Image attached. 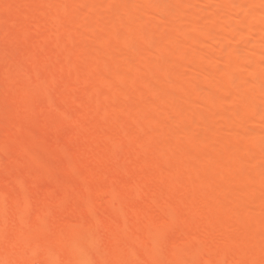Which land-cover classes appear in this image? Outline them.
Here are the masks:
<instances>
[{
    "label": "rangeland",
    "instance_id": "obj_1",
    "mask_svg": "<svg viewBox=\"0 0 264 264\" xmlns=\"http://www.w3.org/2000/svg\"><path fill=\"white\" fill-rule=\"evenodd\" d=\"M72 1L0 0V264H264V0Z\"/></svg>",
    "mask_w": 264,
    "mask_h": 264
},
{
    "label": "bare ground",
    "instance_id": "obj_2",
    "mask_svg": "<svg viewBox=\"0 0 264 264\" xmlns=\"http://www.w3.org/2000/svg\"><path fill=\"white\" fill-rule=\"evenodd\" d=\"M51 1H52V0H51ZM54 1H56V0H54ZM71 1H72V0H71ZM94 1H95V0H94ZM148 1H150V0H148ZM242 1H245V2H246V0H242ZM242 1H241V2L239 1V2H240L241 7L243 8L244 5H245V4H244L245 2L242 3ZM256 1L258 2V0H256ZM72 2H73V1H72ZM95 2H96V1H95ZM99 2H100V1H99ZM220 2H221V0H220ZM226 2H227V5H226ZM230 2H231V1H230ZM232 2H234V1H232ZM249 2H250V1H249ZM257 2H256V3H257ZM82 3H83V2H82ZM89 3H90V2H89ZM97 3H98V2H97ZM97 3H96V4H97ZM208 3H210V2H208ZM228 3H229L228 0H226V1L224 2V4H225L226 6H228L229 4H232V3H229V4H228ZM236 3L238 4V1H237ZM236 3H234V4H236ZM51 4H52V6H53V4L55 5V3H51ZM58 4H59V3H58ZM86 4H87V3H86ZM210 4H211V3H210ZM242 4H243V6H242ZM260 4H261V2H260ZM48 5H49V4H48ZM78 5H80V3H79ZM78 5H77V6H78ZM217 5H218V4H217ZM225 5H224V7H225ZM240 5H239V6H240ZM248 5H249V4H248ZM257 5H259V3H257ZM80 6H81V5H80ZM208 6H210V5H208ZM208 6H207V7H208ZM215 6H216V5H215ZM221 6H223V5H221ZM230 6H232V7H231V10H233V12L235 11V9H239V8H241V7L237 6V5L233 6V4L230 5ZM236 6L239 7V8H237ZM260 6H261V7H260ZM50 7H51V5H50ZM57 7H58V6H57ZM89 7H90V6H89ZM92 7H93V6H92ZM74 8H75V7H74ZM191 8H192V7H191ZM204 8H205V7H204ZM210 8H211V7H210ZM210 8L208 7V9H210ZM219 8H220V7H219ZM225 8H226V7H225ZM225 8H223V9H225ZM229 8H230V7H229ZM232 8H233V9H232ZM261 8H264L263 5H259V6H258V10H259V12H260L261 10H264V9H261ZM76 9H77V8H76ZM221 9H222V7H221ZM221 9H219L220 12H222ZM260 9H261V10H260ZM80 10H81V9H80ZM80 10H79V11H80ZM225 10L228 12V8L225 9ZM225 10L223 11L224 13H226ZM258 10H257V11H258ZM241 11H242V10H241ZM52 12H53V11H52ZM54 12H55V11H54ZM75 12H76V11H75ZM223 12H222V15L224 14ZM245 12H246V10H245ZM254 12H255V11H254ZM259 12H258V13H259ZM85 13H86V12H85ZM186 13H187V12H186ZM231 13H232V12L230 11V14H231ZM247 13H248V12H247ZM258 13H257V14H258ZM49 14L51 15L50 12H49ZM75 14H76V13H75ZM80 14H81V13H80ZM226 14H229V13H226ZM260 14H264V11H261ZM216 15H217V14H216ZM222 15H221V16H222ZM258 15H259V14H258ZM78 16H79V14H78ZM83 16H84V15H82V17H83ZM230 16H231V15H230ZM252 16H253V15H252ZM261 16H262V15H261ZM207 17H208V16H207ZM216 17H217V16H213V19L216 18ZM218 17H219V16H218ZM227 17H228V16H227ZM257 17H258V16H257ZM77 18H78V17H77ZM87 18H89V17H86L85 19H87ZM92 18H94V17H92ZM245 18H246V17H245ZM255 18H256V15H255ZM90 19H91V17H90ZM90 19H89V20H90ZM96 19H97V18H96ZM213 19H212V20H213ZM221 19H222V18H221ZM229 19H230V18H229ZM233 19H234V18H233ZM240 19H241V18H240ZM246 19H247V18H246ZM257 19H258V21H260V20H261V17H260V19H259V18H257ZM257 19H256V21H257ZM87 20H88V19H87ZM94 20H95V18H94ZM102 20H103V19H102ZM194 20H195V19H194ZM254 20H255V19H253L252 21L250 20L251 23L247 21V22L249 23V25H247V27L245 26V27L248 29V31H247V29H245V30L247 31V33H248L249 35H250V34L252 35L253 31L250 33V29L248 28V26H251L252 23H253V24H252V26H253V25H254ZM82 21H83V20H82ZM85 21H86V20H85ZM92 21H93V19H92ZM197 21H198V19H197ZM209 21H210V20H209ZM213 21H215V20H213ZM242 21H243V19H242ZM258 21H257V22H258ZM88 22H89V21H88ZM88 22H86V23H88ZM198 22H199V21H198ZM207 22H208V20H207ZM230 22H231V21H230ZM235 22L238 23V21H235ZM257 22H256V23H257ZM54 23H55V22H54ZM79 23H80V22H79ZM86 23H85V24H86ZM201 23H202V24H201ZM205 23H206V21H205ZM205 23L200 22L199 24H197V26L199 25L197 30L199 31V29H200V31H199V34H200V35H199V36H201L202 33H203V32H202L203 30H201V28L204 29L203 27L206 26ZM212 23H214V22H212ZM232 23H233V20H232ZM244 23H245V22H243V24H244ZM48 24H49V23H48ZM200 24H201V25H204V24H205V26L201 27ZM225 24H226V25L228 24V27L226 26L227 28L230 27L229 22H228V23L225 22ZM235 24H236V23H235ZM239 24H240V23H239ZM88 25H89V24H88ZM212 25H213V24H212ZM214 25H215V24H214ZM233 25H234V24H233ZM56 26H58V25H56ZM197 26H196V27H197ZM223 26H224V24H223ZM252 26H251V27H252ZM231 27H232V26H231ZM251 27H250V28H251ZM90 28H91V27H90ZM47 29H48V28H47ZM91 29H92V28H91ZM216 29H217V28H216ZM226 30L231 31L232 29H231V30H230V29H226ZM251 30H252V29H251ZM45 31H46V30H45ZM217 31H218V30H217ZM246 31H244V36H245V37H249V35L246 36V33H245ZM216 33H217V32H216ZM251 35H250V36H251ZM47 36L50 37L51 35L48 34ZM80 36H81V35H80ZM261 36H262V35H261ZM81 37H82V36H81ZM86 37H87V36H86ZM103 37H104V36H103ZM107 37H108V36H107ZM78 38L80 39V37H78ZM78 38H77V39H78ZM83 38H84V37H83ZM83 38H82V40H83ZM88 38H89V37H88ZM96 38H97V37H96ZM104 38H105V37H104ZM49 39H50V38H49ZM49 39H48V40H49ZM74 39H75V38H74ZM89 39H92V37H90ZM93 39H94V38H93ZM186 39H187V38H186ZM71 40H72V39H71ZM95 40H96V39H95ZM224 40H225V39H224ZM260 40H262L261 43L264 44V38L258 39L259 42H260ZM108 41H109V40H108ZM124 41H125V40H124ZM124 41H123V42H124ZM50 42H51V41H49V43H50ZM67 42H68V41H67ZM81 42H83V41H81ZM95 42H96V41H95ZM97 42H98V41H97ZM47 43H48V41H47ZM74 43H75V42H74ZM79 43H80V42H79ZM197 43H198V42H197ZM256 43H257V41H256ZM76 44H77V43H76ZM80 44H81V43H80ZM88 44H89V43H88ZM94 44H95V43H94ZM186 45H187V44H186ZM77 46H78V44H77ZM80 46H81V45H80ZM70 47H71V46H70ZM72 47H73V46H72ZM81 47H82V46H81ZM86 47H87V46H86ZM91 47H92V46H91ZM243 47H245V49H246V46H243ZM243 47H242V49H241L242 51H241V50H238V51L241 53V55L239 54V52H237V56H236V59H237V60H241V62L243 61V58H242V59H239L240 56L242 57V55H244V54L246 55V53H245V49H244ZM66 48H67V47H66ZM77 48H78V47H77ZM224 48H225V47H224ZM240 48H241V47H240ZM85 49H86V48H85ZM243 49H244V50H243ZM80 50H81V49H80ZM87 50H88V48H87ZM92 50H93V48H92ZM209 50H210V49H209ZM81 51H82V50H81ZM83 51H84V50H83ZM251 51H252V50H251ZM253 51H254V50H253ZM242 52H243L244 54H242ZM207 53L209 54V53H211V52H207ZM218 53H222V50H220V52H218ZM87 54H88V53H87ZM238 54H239V55H238ZM245 55L243 56V57H244V60L247 59V57H248V56H247V57L245 58ZM251 55H252V54H251ZM215 56H216V55H215ZM213 57H214V56H213ZM238 57H239V58H238ZM161 58H162V57H161ZM193 58H194V57H193ZM195 58H196V57H195ZM206 58H207V57H206ZM216 58H218V57H216ZM216 58L214 57V59H216ZM132 59H133V58H132ZM208 59H209V57H208ZM212 60H213V58H212ZM237 60H235V61H236L235 64H234V63L232 64V62H229V63H227V64H230V65H231V68L233 67V65H234V66H238V65H239L238 63H240V62L237 61ZM132 61H133V60H132ZM150 61H151V60H150ZM217 61H218V60H217ZM68 62H69V61H68ZM135 62H136V61H135ZM137 62H138V61H137ZM210 62H211V61H210ZM212 62H213V61H212ZM263 62H264V60H263ZM69 63H71V62H69ZM131 63H133V62H131ZM145 63H146V65H145ZM147 63H148V61H145L144 63L141 64V66L144 64L143 66H145V68H146V67L149 68L150 64L147 66ZM149 63H150V62H149ZM192 63H193V62H192ZM155 64H157V62H154L153 65H152V67L150 66V68L152 69V68L154 67ZM206 64H207V63H206ZM215 64H216V62H215ZM254 64H255V63H254ZM254 64H253V66L255 67L254 69L247 68L248 71H246V72H247L248 74H249V73H250V74H253L252 72H254V70H256V71L254 72V74H258V73L261 74V72H262V73L264 72V68H262V67H264V64H263L262 62H258V64H255V65H257V67H256ZM260 64H261L262 66H261ZM253 66H252V67H253ZM133 67H134V68H133V69H134L133 72H135V70H136L137 67H135L134 65H133ZM179 67H180V66H179ZM205 67H206V66H205ZM227 67H228V69H229L231 72L229 71V72H230V73H229L228 70H227V72H223V71L221 72L222 74L226 73V74L223 75V79H222V81H223L222 83H223V84H221V88L224 87V86L226 85L227 87H229V88H228V90H229V89H231L232 86L234 85V84H233V81H235V80H234V76H235L234 73H235V71H236V73H237V71H238V70H241V69H237L236 67H233V68L231 69V68L229 67V65H228ZM239 67H240V66H239ZM252 67H251V68H252ZM259 67H261V69H260ZM148 68H147V71L149 72L150 75H152V71H151V69H150V68L148 69ZM154 68H155V67H154ZM154 68H153V71H154ZM173 68H174V67H173ZM182 68H184V67H182ZM258 68H259L260 70H259ZM67 69H68V68H67ZM70 69H72V68H70ZM168 69H169V68H168ZM202 69H203V70L201 71L202 74L200 73L201 75H198V76H200V77H207V75L209 76V75L211 74V71H212V70L209 69V67H208V68H207V67H206V68H202ZM205 69H206L207 71H205ZM208 69H209V71H208ZM220 69H221V68H220ZM222 69H223V68H222ZM247 69H246V70H247ZM257 69H258L260 72H259ZM97 70H98V69H97ZM145 70H146V69H145ZM174 70H175V69H174ZM233 70H234V71H233ZM250 70H251V71L253 70V71L251 72ZM89 71H90V69H89ZM155 71H156V70H155ZM155 71H154V72H155ZM157 71H158V70H157ZM181 71H182V70H181ZM217 71H218V70H217ZM224 71H225V70H224ZM148 72H146V74H148ZM207 72H208V74H207ZM257 72H258V73H257ZM70 73H71V72H70ZM87 73H88V72H87ZM173 73H174V72H173ZM203 73H204V74H203ZM209 73H210V74H209ZM231 73H232V74H231ZM71 74H72V73H71ZM93 74H94V73H93ZM95 74H96V73H95ZM134 74H135V73H134ZM167 74H169V73H167ZM191 74H192V73H191ZM229 74H231V75H229ZM88 75H89V74H88ZM97 75H98V74H97ZM150 75H149L148 77H150ZM161 75H162V74H161ZM161 75H160V76H161ZM187 75H188V74H187ZM189 75H190V74H189ZM68 76H69V74H68ZM93 76H94V75H93ZM93 76H92V77H93ZM145 76H146V75H145ZM164 76H165V74H164ZM183 76H184V74H183ZM231 76H233V77H231ZM64 77H66V76H64ZM72 77H75V76L73 75ZM200 77H199V78H200ZM226 77H227V78H226ZM229 77H230V79H229ZM138 78H139V77H138ZM87 79H88V78H87ZM87 79H86V80H87ZM94 79H95V78H94ZM145 79H146V78H145ZM165 79H167V78H165ZM189 79H190V78H189ZM194 79H195V78H194ZM224 79H225V81H224ZM226 79H228V81L231 80V81H230L231 84H230V83L228 84V82H226ZM67 80H68V79H67ZM67 80H66V82H67ZM133 80H134V78H133ZM135 80H137V79H135ZM141 80H142V79H141ZM84 81H85V79H84ZM143 81H144V80H143ZM143 81H140V83H141V84H140V87H141V85L143 86L144 84H145V85L147 84L148 86H150L147 82L144 81V82H145V83H144ZM164 81H165V80H164ZM183 81H184V80H183ZM259 81H260V80H259ZM96 82H97V81H96ZM96 82H95V83H96ZM99 82H100V81H99ZM132 82H133V81H132ZM138 82H139V81H138ZM138 82H137V85H138ZM190 82H191V81H190ZM195 82H196V81H195ZM195 82H194V83H195ZM224 82L227 83V84H225ZM253 82H254V84H256V86H253L252 90H254V87H257L259 90L257 91V90H256L257 88H255V91H256V92H262V91H264V87H260V86H264V85H260V86L258 85V84H260V82L262 83V81L258 82V84H257V81H256V80L253 81ZM253 82H252V83H253ZM255 82H256V83H255ZM84 83H85V82H84ZM84 83H82V84H84ZM91 83H92V79H91ZM91 83H89V84H91ZM93 83H94V82H93ZM93 83H92V84H93ZM113 83H115V82H113ZM130 83H131V82H129V84H130ZM165 83H166V82H165ZM178 83H179V82H178ZM252 83H251V84H252ZM86 84H87V83H86ZM86 84H85V85H86ZM92 84H91V85H92ZM99 84H100V83H99ZM103 84H104V83H103ZM150 84H151V83H150ZM152 84H153V83H152ZM155 84H156V83H155ZM185 84H186V83H185ZM80 85H81V84H80ZM109 85H110V83H109ZM130 85L132 86V84H130ZM135 85H136V83L133 84V87H134V88H135ZM137 85H136V86H137ZM145 85H144V89L146 88V89L144 90V92H145V96H147V97L151 96V97H152V95H153V97H154L155 99H156V98L158 99L157 102H160V101H163V100H164L163 98H161V96L159 97V90H158L157 88H155L154 86H152V87L150 86L152 89L150 88L151 90H150V92H149V91L147 90V86H145ZM192 85H193V84H192ZM223 85H224V86H223ZM228 85H230V86H228ZM83 86H84V85H83ZM89 86H90V85H89ZM94 86H95V84H94ZM138 86H139V85H138ZM167 86H168V85H167ZM169 86H170V85H169ZM183 86H184V85H183ZM188 86H190V84H188ZM258 86H259V87H258ZM85 87L87 88V85H86ZM96 87H97V86H96ZM99 87H100V85H99ZM103 87H104V86H103ZM111 87H112V84H111ZM117 87H118V86H117ZM164 87H165V86H164ZM212 87H214V86H212ZM107 88H109V87L107 86ZM136 88H138V87H136ZM153 88H155V90H154ZM98 89H99V88H98ZM132 89H133V88H132ZM139 89H140V88H139ZM165 89H166V88H165ZM170 89H171V88H170ZM170 89H169V90H170ZM206 89H207V88H206ZM206 89H205V90H206ZM217 89H218V88H217ZM223 89L226 91L225 87H224ZM86 90H87V89H86ZM96 90H97V89H96ZM99 90H100V89H99ZM153 90H154L155 92H154ZM156 90H157V91H156ZM171 90H172V89H171ZM180 90H181V89H180ZM180 90H179V91H180ZM182 90H183V88H182ZM210 90H211V89H210ZM224 90H223V91H224ZM97 91H98V90H97ZM100 91H102V90H100ZM115 91H116V90H115ZM151 91H153V92H151ZM167 91H168V90H167ZM214 91H215V90H214ZM225 91H224V92H225ZM148 92H149V93H148ZM161 92H162V91H161ZM170 92H171V91H170ZM180 92H181V91H180ZM147 93H148L149 96L147 95ZM155 93H157L156 96H155ZM205 93H206V92H205ZM209 93H210V92H209ZM211 93H212V92H211ZM151 94H152V95H151ZM178 94H179V93H178ZM182 94H185V92H184V93L182 92ZM198 94H199V93H198ZM201 94H203V92H202ZM201 94H200V95H201ZM220 94H221V93H220ZM180 95H181V94H180ZM180 95H179V96H180ZM200 95H199V96H200ZM206 95H207V94H206ZM221 95H222V94H221ZM184 96H185V95H184ZM199 96H198V98H200ZM182 97H183V96H182ZM186 97H187V96H186ZM206 97H207V96H206ZM206 97H205V98H206ZM188 98H189V97H188ZM239 98H240V97H239ZM145 99H147V98H145ZM148 99H149V98H148ZM170 99H171V100H170ZM170 99H169V100H170V102H169V100H168L167 98H165V100H168V101H165L167 105H168L167 102L171 103V105L169 104L168 107H169L170 111H172V113H169V111H168V112H164V116H165L166 118L169 117L168 113L171 114L170 116H173V114H174L175 111L173 110L172 107H174V106H176V105L178 104V102L175 101L177 98H175V100H174V98H170ZM181 99H182V101H183L182 103H185V102H184V99H183V98H181ZM189 99H190V98H189ZM193 99H194V98H193ZM201 99H202V98H201ZM241 99H243V100H241V101H244V102H245V100H244L245 97H244V98H241ZM197 100H198V99H196V101H195V100H194V101L197 102ZM203 100H204V99H203ZM207 100H208V99H207ZM207 100H206V101H207ZM238 100H239V99H237V101H238ZM246 100H247V99H246ZM171 101H172V102H171ZM178 101L181 103V101H180L179 99H178ZM194 101H193V102H194ZM247 101H248V100H247ZM247 101H246V102H247ZM163 102H164V101H163ZM163 102H161V103H163ZM176 102H177V104H176ZM199 102H201V101H199ZM246 102L244 103L245 105H246ZM172 103H173V104H172ZM182 103H181V104H182ZM187 103H188V102H187ZM202 103H203V102H202ZM202 103H201V106L203 105ZM247 103L249 104V102H247ZM260 103H261V102H260ZM133 104H135V103H133ZM164 104H165V103H164ZM174 104H176V105H174ZM238 104H239V103H238ZM242 104H243V102H242ZM131 105H132V104H131ZM131 105H130V106H131ZM138 105H139V104H138ZM140 105H141V104H140ZM140 105H139V106H140ZM172 105H173V106H172ZM261 105H262V106L260 107V106H258V105H257V106H256V105H255V106H252V105L250 106V104H249V106H250L249 109H253V107H255L254 110H251V111L249 110V111H250V113H248L249 115L252 113V111H254V112H257V111H258L256 114L253 112L254 116H252L253 114H251V115H250L251 117L249 116V117H250L249 120L252 119V118H254L256 115H258V116H261V117H258V116H257L256 118H257V119H260L259 121L262 122V119H264V117H262V114H264V112H261L262 114L260 113L261 115H259V110H260V111H264V110H261V109H260V108L264 109V101L262 102ZM135 106H137V105H135ZM142 106H143V107H142ZM142 106H141L142 108L145 107L144 104H142ZM157 106H158V105H157ZM171 106H172V107H171ZM187 106H188V105H187ZM205 106H206V105H205ZM128 107H129V106H128ZM133 107H134V106H133ZM141 107H140V108H141ZM198 107H199V105H198ZM256 107H257V108H256ZM259 107H260V108H259ZM116 108H118V107H116ZM116 108H115V109H116ZM137 108H138V106H137ZM147 108H148V107H147ZM171 108H172V110H171ZM258 108H259V110H258ZM115 109H114V110H115ZM119 109H120V108H119ZM135 109H136V107H135ZM224 109H225V108H224ZM255 109H257V110L255 111ZM126 110H127V109H126ZM143 110H144V112L138 110V111H140V113H141V115H142V116L139 115V117L141 116L140 118H142V119L144 118L143 115L145 114L146 107H145ZM155 110H156V109H155ZM157 110H158V109H157ZM167 110H168V109H167ZM222 110H223V108H222ZM127 111H129V110H127ZM136 111H137V109L135 110V112H136ZM138 111H137L136 113H134V110H133L132 113H133L134 116H136L137 119H140V118L137 116L138 113H139ZM224 111H225V110H224ZM118 112H119V111H118ZM221 112H222V111H221ZM140 113H139V114H140ZM153 113H154V112H153ZM157 113H158V112H157ZM157 113H156V114H157ZM222 113H223V112H222ZM226 113H227V112H226ZM229 113H231V112H229ZM127 114H128V113H127ZM135 114H137V115H135ZM156 114H155V115H156ZM217 114H218V113H217ZM246 114H247V113H246ZM246 114H245V115H246ZM155 115H154V116H155ZM157 115H158V114H157ZM157 115H156L155 118H154V116H153V118H154L155 121H156V118L158 117ZM228 115H230V117H231V116L234 117V114H233V113L228 114ZM124 116H125V114H124ZM218 116H219V115H218ZM223 116H225V115H223ZM223 116H222V117H223ZM235 116H237V117H236L235 119H233V120H232V119H229V118H230L229 116H227L228 118L225 117V119H229V122H230V120H232L231 124H234L233 122L236 123V121H240V120H242V118L239 119V117H238L239 115H238V114L235 113ZM233 117H232V118H233ZM158 118H159V117H158ZM158 118H157V119H158ZM170 118H171V117H170ZM173 118H175V116H173L172 119H173ZM237 118H238V119H237ZM261 118H262V119H261ZM122 119H123V118H122ZM167 119H168V118H167ZM152 120H153V119L151 118L150 123L152 122V123H154V125H153L152 123H151V125H153V126L157 125V123L153 122ZM179 120H180V122H178ZM181 120H182V119H177L176 123L178 122L179 124H178V123H177V124H178L179 127L182 129V128H183V125H180L181 122H182ZM247 120H248L247 117H246V120L243 118V120L240 121V124H239V125H241V126L243 125V126H244L245 123L243 124V122H244V121L246 122ZM124 121H125V120H124ZM135 121H136V119H135ZM174 121H175V120H174ZM218 121H219V120H218ZM253 121H254V120H253ZM255 121H256V120H255ZM257 121H258V120H257ZM164 122H165V121H164ZM248 122H249V121H248ZM132 123H135V122L133 121ZM136 123L138 124V122H136ZM167 123H171V122H167ZM176 123L173 122V125H172V128H171L172 130H173V129H174L175 131H176V130H179V127H178V125H177ZM238 123H239V122H238ZM241 123H242V124H241ZM147 124H148V123H147ZM174 124H175V125H174ZM257 124H258V123H257ZM133 125H134V124H133ZM144 125H145V124H144ZM149 125H150V124H149ZM149 125H148V126H149ZM221 125H222V123H221ZM140 126H141V125H140ZM148 126H147V128H150V127H148ZM168 126H169V125H168ZM168 126H167L166 129L170 128V127H168ZM174 126H175V128H177V129H175ZM181 126H182V127H181ZM142 127H143V126H142ZM144 127H145V126H144ZM244 127H245V126H244ZM126 128H127V127H126ZM133 128L135 129V127H133ZM153 128H155V127H153ZM240 128H241V127H240ZM124 129H125V128H124ZM134 129H133V130H134ZM137 129H138V128H137ZM140 129H141V128H140ZM163 129H164V127H163ZM245 129H246V128H245ZM126 130H127V129H126ZM155 130H157V129H155ZM159 130H160V129H158V131H159ZM204 130H205V129L201 130L202 133L207 132V130H205V131H204ZM124 131H125V130H124ZM134 131H136V130H134ZM161 131H162V130H161ZM161 131H160V132H161ZM203 131H204V132H203ZM227 131H228V130H227ZM165 132H166V131H165ZM171 132H172V131H171ZM123 133H125V132H123ZM123 133H122V134H123ZM132 133H133V132H132ZM168 133H169V132H168ZM173 133H174V132H173ZM135 134H136V133H135ZM130 135H131V134H130ZM217 135H218V134H217ZM131 136H132V135H131ZM230 136H231V135H230ZM245 136H246V135H245ZM122 137H123V136H122ZM136 137H137V136H136ZM136 137H135V138H136ZM202 137H203V136H202ZM216 137H217V136H216ZM246 137H247V136H246ZM130 138H131V137H130ZM259 138H260V137H259ZM261 138H262V136H261ZM261 138H260V140H261ZM128 139H129V137H128ZM131 139H132V138H131ZM244 139H245V138H244ZM253 139H254V138H253ZM253 139H251V140L248 139V141H247L248 143H247V144H250L249 146H252L253 143H255V142L257 141V140L254 139L255 141L252 142ZM132 140H133V139H132ZM251 142H252V144H251ZM258 143H259V142H258ZM247 144H246V145H247ZM208 148H209V147H208ZM242 148H244V147H242ZM162 149H164V148H162ZM181 149H182V148H181ZM195 149H196V148H195ZM245 150H246V149H245ZM180 151H181V150H180ZM196 151H197V150H196ZM207 151H208V150H207ZM192 152H193V151H192ZM211 152H212V151H211ZM262 152H264V151H262ZM195 153H196V152H195ZM210 154H211V153H210ZM214 156H215V154H214ZM217 156H218V155H217ZM178 157H179V156H178ZM261 157H264V156H261ZM176 158H177V157H176ZM214 158H215V157H214ZM197 160H198V159H197ZM175 161H176V160H175ZM188 161H189V160H188ZM193 163H194V162H193ZM197 165H198V164H197ZM186 167H187V166H186ZM201 168H202V167H201ZM203 168H204V167H203ZM174 173H175V172H174ZM207 173H209V172H207ZM209 174H210V173H209ZM209 174H207V175H209ZM206 178H208V177H206ZM247 207H248V208L250 207V209H251V206H247ZM248 211H249V209H248ZM239 214H240V213H239ZM253 218H254V217H253ZM253 218H251V219H253ZM254 219H255V218H254ZM254 221H255V220H254ZM222 224H223V223H222ZM224 224H225V223H224ZM222 228H224V226H223ZM224 230H225V229H224ZM260 235H261V236H260V239L264 238V235H262V234H260ZM49 255H50V254H49ZM51 256H52V255H51ZM52 258H54V257H52Z\"/></svg>",
    "mask_w": 264,
    "mask_h": 264
}]
</instances>
